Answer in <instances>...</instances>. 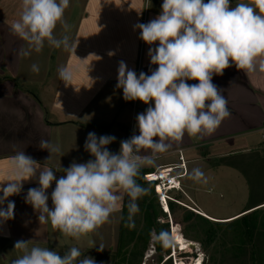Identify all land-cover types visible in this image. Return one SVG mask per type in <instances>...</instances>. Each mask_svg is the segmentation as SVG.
Masks as SVG:
<instances>
[{"label": "clouds", "instance_id": "1", "mask_svg": "<svg viewBox=\"0 0 264 264\" xmlns=\"http://www.w3.org/2000/svg\"><path fill=\"white\" fill-rule=\"evenodd\" d=\"M69 5L70 0H21L19 19L10 25L12 32L27 43L18 54L27 57L33 50L39 53L45 42L56 49L75 50L77 44L73 46L67 34L55 35L58 24L64 33L69 31L64 18ZM134 29L140 30L139 38L146 44L158 42L148 51L151 64L158 66L150 75H137L123 61L118 67L116 87L123 90V99L150 105L136 117L139 135L121 141L119 151L113 153L107 146L116 139L114 136L97 137L89 132L84 148L93 158L58 169L64 173L59 179L52 167L41 165L24 151L16 152L9 158L10 172L0 182V205L19 194L23 182L39 173V187L29 188L25 197L38 213L39 223L50 222L62 235L79 240L121 212L127 198L125 227L132 229L140 211L138 201L150 192L149 187L138 183L141 170L169 154L186 134L197 139L210 136L231 115L226 97L212 82L213 76H222L233 65L247 74L264 76V0H237L235 6L230 0H163L160 14ZM32 71L38 73V65L33 64ZM78 71V67L65 66L58 69V75L67 85ZM39 147L50 153L47 160L61 152L59 144L48 140L42 139ZM187 178L208 183L199 167ZM14 207V202L8 201L6 209L0 208V221L14 218ZM150 235L165 250L182 243L176 230H153ZM29 242L15 243V250L22 254L12 264H96L91 257L79 259L82 253L78 247L61 255L48 247H29Z\"/></svg>", "mask_w": 264, "mask_h": 264}, {"label": "crops", "instance_id": "2", "mask_svg": "<svg viewBox=\"0 0 264 264\" xmlns=\"http://www.w3.org/2000/svg\"><path fill=\"white\" fill-rule=\"evenodd\" d=\"M236 2L230 0V5L235 6ZM162 3L163 0H70L64 13L69 31L64 33L58 24L55 35L59 38L67 34L70 43L77 44L75 50L74 47L56 49L45 42L39 53L33 50L29 56L22 57L19 50L27 48V43L10 27L12 21L19 19L21 0H0V182L10 172L9 158L18 151H24L41 165L52 167L59 179L64 173L58 169L93 158L84 148L89 132L97 137L114 136L116 139L107 146L113 153L119 151L121 141L139 135L136 117L150 105L123 99V90L116 87L118 67L123 61L137 75L140 72L150 75L158 67L151 64L148 56L149 48L158 46V42L146 44L134 26L156 18ZM33 64L38 65V73L32 71ZM65 66L79 69L73 85H66L59 78L58 69ZM212 82L226 97L231 115L212 135L197 139L186 134L180 144H174L171 152H181L177 161L167 160L146 166L145 170L176 167L180 161L186 167L185 178L187 167L205 160L203 149L223 158L247 157L248 164L234 165V170L240 173L247 174L252 167L250 157L258 168L264 169V76L247 74L233 65L222 76L214 75ZM150 103L154 106V102ZM42 139L59 144L60 154H53L47 160L50 153L39 147ZM176 169L180 167L171 170ZM38 176L39 173L35 179L23 182L22 191L0 205L6 209L8 201L15 204L14 218L0 221V240L12 243L46 238L48 223H39L38 213L25 202L28 189L39 187ZM54 188L55 181L48 189L49 197ZM261 202L264 206V201ZM126 203L127 198L124 208ZM48 204L51 208L50 198ZM138 204L140 208L141 199ZM197 208L201 215L212 218ZM245 209L218 219L235 218ZM121 216L122 211L109 219L119 218L117 231Z\"/></svg>", "mask_w": 264, "mask_h": 264}, {"label": "rangeland", "instance_id": "3", "mask_svg": "<svg viewBox=\"0 0 264 264\" xmlns=\"http://www.w3.org/2000/svg\"><path fill=\"white\" fill-rule=\"evenodd\" d=\"M227 149L230 148L228 147ZM210 152L212 153L210 150L203 149L202 157H204L205 160H198L192 163L190 167H187L188 174L193 168L199 167L208 179L207 184L195 183L187 178L188 175L184 178L183 176L186 167L184 164L183 169V163L180 164V161L179 165H176V167L172 166L174 168L180 167V169L171 172V175H183V178L181 177L177 179L179 180V184L177 180H175L174 183H171L173 181L170 176L167 178L170 179L168 183H166L165 180L163 182L160 180V185L163 189L173 186L171 189L166 190L169 197L172 198L176 204L177 202H180L186 209H188V207L197 208V206H199L206 214L219 220L218 218L232 216L235 212L245 208L249 202L264 197V169H262V167L258 168V165L255 164L251 157L250 164L252 167L246 172L247 174H245L234 170V165L237 166L245 163L247 157L237 158L234 156H226L223 158L212 155ZM179 153L181 152L176 151L175 153L170 152L169 154H165L157 160L155 164L167 160L177 161ZM180 157L181 156H179V158ZM181 159H183V157ZM164 167H169V165ZM162 168L163 166L155 167L153 171L158 173ZM167 184L170 185L168 186ZM158 204L163 212L159 202ZM180 214L181 216L179 217L181 218L183 212H180ZM140 218L141 212L139 211L134 220L139 221ZM166 218L170 221L169 214H166ZM118 219L119 218L117 217L108 221L96 232L81 237L79 240L62 235L59 231L54 230L49 222L46 238H40L41 240L29 242V247H48L59 252L61 255L68 252L71 247H78L82 253V256L79 259L91 257L96 261V264H112V254L117 240ZM207 219L211 220L209 218ZM232 219L234 218L222 219L220 221L224 222ZM181 227V230L170 227L169 231L176 230L186 240L190 241L193 244V247L184 251L180 250L179 246L176 247L175 251L172 248L167 249L170 255L168 256L166 255V252H163L161 254L162 262L171 256V264H174V261L175 264L176 261H181L184 264H193L197 260H201V264V262L206 259V254L202 250L199 242L201 240L203 241V244H206L208 241L205 240L201 230L195 226V224L191 222H183ZM184 232L187 234V237L184 236ZM11 242L12 243H8L4 240H0V264H12V261L22 254L19 250H15L14 246L17 241ZM153 242L154 241L151 238L141 264H158V254L154 252ZM101 246L103 247L102 250L100 249ZM209 250H212V247H209ZM219 261L220 264H239L235 260L227 261L226 258H221Z\"/></svg>", "mask_w": 264, "mask_h": 264}, {"label": "trees", "instance_id": "4", "mask_svg": "<svg viewBox=\"0 0 264 264\" xmlns=\"http://www.w3.org/2000/svg\"><path fill=\"white\" fill-rule=\"evenodd\" d=\"M148 172L141 170V177L138 183L150 188L148 195L141 198V218L135 220V227H125L127 220V207L122 210L123 219H120L117 231V240L112 254V264H141L144 253L151 239V232L155 230H169L170 227L181 230L183 222H191L197 226L208 243L200 246L206 254V259L201 264H220L221 258L227 261H237L239 264H264V207H258L264 197L249 202L246 209L239 217L228 220H208L174 202H167L170 221L166 214L161 211L157 195L154 192L155 182H145L143 175ZM255 206V207H254ZM180 212H183L182 217ZM234 218V217H232ZM184 236L187 234L184 232ZM213 244V245H212ZM211 245V246H209ZM154 252L158 254V264H171L172 258L168 257L162 262V253L170 255L169 251L153 242ZM212 247V250H209Z\"/></svg>", "mask_w": 264, "mask_h": 264}, {"label": "built area", "instance_id": "5", "mask_svg": "<svg viewBox=\"0 0 264 264\" xmlns=\"http://www.w3.org/2000/svg\"><path fill=\"white\" fill-rule=\"evenodd\" d=\"M182 157H180V159H181ZM182 160V159H181ZM182 168L184 169V164L182 165ZM164 169H173V167L172 166H170V167H163L161 170H164ZM173 171V170H172ZM171 171V172H172ZM171 172H168L169 173V176L171 177V180L172 181H174V180H177V179H179V178H181L183 175H181V176H175V175H171ZM185 172H186V169H185ZM156 172L155 171H153L152 173H147V174H144L143 175V179H144V181L145 182H148V183H151V182H155V184L153 185V187H154V192H155V194L157 195V198H158V202L160 203V205L162 204V201H164L163 200V195L161 194V190H159V185H160V182L156 179ZM185 175V174H184ZM168 181L170 180V179H167ZM177 182H178V184H179V180H177ZM163 184V183H162ZM170 185V184H169ZM168 185V186H169ZM162 191H164V196L166 197V199H167V202L168 201H174L172 198H170L169 197V195H168V192H167V190L166 189H164V190H162ZM175 202V201H174ZM176 203V202H175ZM177 204H179V205H183L182 203H180V202H177ZM162 206V205H161ZM188 209L189 210H191V211H193V212H195V213H197V214H199V215H201L200 214V212H199V210L197 209V208H192V207H188Z\"/></svg>", "mask_w": 264, "mask_h": 264}, {"label": "bare ground", "instance_id": "6", "mask_svg": "<svg viewBox=\"0 0 264 264\" xmlns=\"http://www.w3.org/2000/svg\"><path fill=\"white\" fill-rule=\"evenodd\" d=\"M172 170L171 169H166V170H161V171H159L158 173H156L155 175H156V179L157 180H159V182H160V180L163 182L164 180H166L167 178H168V176H169V173L168 172H171ZM175 181V180H174ZM174 181L173 182H171V183H174ZM168 185V184H167ZM160 187H159V190H161V194L163 195V200L164 201H162V210H163V212H165V213H168L169 214V210H168V206H167V199H166V197L164 196V193H163V191L162 190H164L163 188H162V186L161 185H159ZM173 186H169V187H167L166 189H171ZM261 207H264V206H262L261 205ZM206 217H208V216H206ZM237 217H239V216H237ZM237 217H235V218H237ZM208 218H210V217H208ZM234 218V219H235ZM211 220H216V219H213V218H210ZM191 245H193L190 241H188V240H186L183 236H182V243L180 244V245H178L179 246V249L180 250H189L190 249V247H191ZM175 249L176 248H174V251H175ZM175 253V252H174ZM148 254V253H147ZM200 261L201 260H197V261H195L193 264H200ZM176 264H184L183 262H178V261H176Z\"/></svg>", "mask_w": 264, "mask_h": 264}, {"label": "water", "instance_id": "7", "mask_svg": "<svg viewBox=\"0 0 264 264\" xmlns=\"http://www.w3.org/2000/svg\"><path fill=\"white\" fill-rule=\"evenodd\" d=\"M259 205H261V204H259ZM259 205H256V206H259ZM255 207V206H254ZM213 221V220H212ZM191 247H193V245H191Z\"/></svg>", "mask_w": 264, "mask_h": 264}]
</instances>
